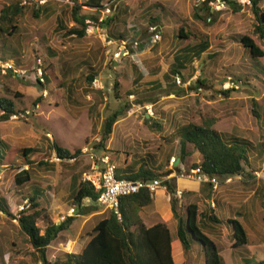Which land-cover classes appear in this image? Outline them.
<instances>
[{
    "label": "rangeland",
    "instance_id": "rangeland-1",
    "mask_svg": "<svg viewBox=\"0 0 264 264\" xmlns=\"http://www.w3.org/2000/svg\"><path fill=\"white\" fill-rule=\"evenodd\" d=\"M14 1L0 0V8ZM72 1L73 4L66 0L51 1L38 16L29 7L12 22L17 26L12 35L8 34L9 25L6 26L7 32H0V55L9 50V54H13L18 61L33 63L21 79H9L6 84L0 80V97L13 101L16 110L23 111V114L30 111L26 117L17 113V119L11 117L0 122V137L20 149L39 148L45 155H50L48 160L54 166L47 168L32 164L31 180L18 186L15 174L24 165L19 156L9 166L0 164V197L7 200L16 218L20 213L19 207L28 206V196L39 187L43 192L39 199L42 216L37 224L42 231L46 227V216L54 222L66 216H77L70 228L59 233L47 248L46 256L52 261L62 258L65 253L82 251L96 223L110 210L97 202L98 211L78 214L71 177L78 175L79 181H85V173L97 175L98 171L91 169V160L86 155L80 154L76 161L59 160L51 150L52 141H57L71 152L85 145L90 146L97 142V138L102 139L106 119L119 113L117 121H121L113 125L114 134L106 142L108 150L102 146L98 148L107 151L110 156L114 154L117 164L122 166L127 154L128 157L134 155L131 157L136 162L135 167L139 166L137 161L140 158L149 160L153 156L155 163L165 162L168 166L163 173L173 170L170 175L173 177L178 173L176 167H179L175 165L180 155L177 129L188 122L202 124L212 119L216 121L214 127L217 130L247 138L255 145L264 141V57L251 59L244 48L234 41L235 35L258 37L254 14L248 4L244 6L242 0H234L241 8H232L226 3L225 9L215 10L211 17L205 16V22L193 17L198 0H103L105 3L113 2V15L109 17L113 18V28L119 30L110 29L111 22L105 25L98 23L93 33L86 32V37L76 38L74 35L65 36V30L58 28L60 19L67 28L75 25L73 7L75 2L82 4L84 0ZM261 6L264 8V1ZM79 7L80 15L94 13L89 7ZM144 8H147V14L139 16ZM154 18L156 21L153 20V23L159 25L161 34L156 43L152 41L150 31ZM180 29L187 34V38L177 37ZM113 31L124 35L125 42L114 40ZM206 37L210 47L204 53H196L195 45ZM258 39L264 47V39ZM117 51L120 52L119 57L115 56ZM177 54L180 57L178 60L175 58ZM179 60H182L181 66L177 64ZM45 61L50 63L49 69L45 70L49 81L41 86L33 70L36 64V68L44 66ZM173 66H177L181 74L171 71ZM90 72L98 74L101 88L95 87L93 82L89 83L86 77ZM236 74L244 81L239 82L228 97L219 93L221 85H224L222 88L234 85L232 79ZM248 74L251 76L245 80ZM177 77H181L183 82L186 80L184 87L177 84ZM197 77L206 82L201 90L191 84ZM116 81L120 90L119 99L115 95ZM156 82L158 86H154ZM173 83L176 84L174 87ZM44 90H47V96H44ZM17 92L23 96L16 97ZM253 104L257 106L258 117L252 111ZM145 105L152 106L154 118H146ZM124 132L129 134L124 135ZM188 149L192 150V145ZM191 152L186 158V168L199 159L196 151ZM14 154H18L17 150ZM249 162L251 167L246 166L243 174L232 176L231 182L218 177L219 185L212 193L219 194V199L214 200L216 207L211 208L225 221L233 218V211H238L237 205H243L241 211H245L247 205L251 210L248 217L239 219L249 235V243L231 248L232 229L227 223L217 225L210 222L203 229L212 234L227 264H233L232 259L236 264L237 261L246 264L245 257L250 261L253 259L256 264H264V210L260 198L254 196L264 185V160L252 152ZM24 168L28 166L24 165ZM170 183L175 189L196 191L205 186L179 178L172 179ZM205 194L203 191L202 196ZM161 195L159 192L157 198ZM181 195L177 194L175 207L177 213L183 215L188 203ZM168 196L170 207L161 203L159 206L164 214L150 208L142 209L141 215L148 226L157 221L166 222L175 234L177 219L171 208L173 195L169 193ZM198 199L201 209L208 205L204 197ZM227 201H231L230 212L225 208L219 211L220 205H228ZM91 204L90 199L83 200L84 206ZM14 216L0 211V257H3V263L40 264L39 253L24 243ZM166 216L169 218L166 219ZM217 230L218 233H215ZM174 244L177 264H203L202 258L197 255V242L191 250L183 249L176 237Z\"/></svg>",
    "mask_w": 264,
    "mask_h": 264
},
{
    "label": "trees",
    "instance_id": "trees-1",
    "mask_svg": "<svg viewBox=\"0 0 264 264\" xmlns=\"http://www.w3.org/2000/svg\"><path fill=\"white\" fill-rule=\"evenodd\" d=\"M214 1L215 0H198L195 4L196 8L194 9L193 17L207 22L204 17L209 15L211 17L214 14L212 11V3ZM225 1L232 8H241L234 0ZM263 1L264 0H250V5H247L254 14L256 22L254 28L260 39H264V8L261 6ZM49 3L52 2L49 1L44 5L35 7L21 5L19 0H15L14 3H11L10 5H3L0 8V22L3 24H0V32H7L8 28L6 26L9 25L10 29L8 34L12 35L17 29V26L12 24V22L17 20L24 10L31 7L34 9V14L38 16L41 9ZM104 3L103 0H84L82 4L75 2L76 6L73 7L75 25L67 28L62 19H60L58 22V28L65 30V36L74 35L76 38L86 37V19L99 18L102 15L100 12H102ZM79 5L89 7L94 13H92V15H80L78 13L80 9ZM112 19V17H108L103 20L101 24H110ZM153 20L156 21L155 19H152L151 23H153ZM177 37L185 39L188 36L183 29H180V33ZM258 37L251 34L235 35L234 41L244 48L251 59L261 58L264 57V47L261 45ZM113 38L117 41L119 39H125V36L122 34H113ZM209 47L210 42L206 37L204 40H201L196 44L194 49L196 50V53L201 54L206 52ZM4 52H2L3 54L0 55V57L13 59L16 64L22 68L29 69L33 65L32 62L23 63V61H18L13 54H9V50L5 53ZM14 53L18 54L17 52ZM19 55L20 54L17 56ZM49 66L50 63L46 64V61L44 66H42L44 69L45 83L49 81V77L47 73H45V70L47 71ZM171 71L174 73L179 72L177 66H173ZM257 71L261 72L260 70ZM228 72L231 73V71ZM97 75L98 74L94 75L90 72L86 78L90 83ZM251 75H253V73ZM251 75H245V80ZM166 76L168 77L169 74ZM234 78L235 79H232L234 85L229 88H222L224 85H221L219 93L228 97L230 92L234 91V88L239 85V82L244 81L238 74L234 75ZM9 79L18 80L21 78H15L11 74L0 75L2 84H6V80ZM37 79L36 80L40 83L41 81L39 78ZM183 79L185 80L184 77ZM184 82H186V80ZM191 82V84L198 89L202 88V86H206L205 80L200 77H197L195 81ZM172 85L174 87L176 84L173 83ZM117 87L118 83L116 81L115 95L116 98L119 99L120 90ZM20 96L23 95H18L17 92L16 97ZM256 107L257 106H254L253 104L252 111L256 117H258L259 115L256 111ZM0 111H2V114H0V121H6L12 114L23 112L16 110L13 101L2 97H0ZM118 116L119 113H114L106 119L103 126L102 139L96 147L102 146L106 148V142L112 134L113 125L117 121ZM215 122L216 121L212 119L206 120L202 124L188 122L177 129V133L180 137L179 157L181 162H186V158L192 154L191 151H196L199 155V159L190 166L191 168L197 169L210 176H217L226 180L232 176L243 174L246 171V166L251 167L249 159L252 152H256L257 157L260 160H264V141L255 145L247 138L217 130L214 127ZM52 142L51 150L57 154L56 156L60 158V160L67 161L74 159L76 161L82 153V149H77L74 152H71L69 149L62 147L57 141ZM189 145H192V150L188 149ZM16 150L18 152L17 155L14 154V151ZM17 156L23 161L24 165L28 166V168H24L23 165V167L19 168V171L15 174V182L18 186L24 185L31 180L32 164L37 163V165L47 168L54 167L48 160L47 156L50 155H47V153L45 155L39 148L25 147L20 149L9 145L0 137V164L9 166L14 162L13 160ZM167 157L166 162L169 161V156ZM111 158L113 160V157ZM149 160L145 157L140 158L139 162L137 161L140 166L139 170L130 174L126 178L151 180L170 173L157 172L155 166L157 163H155L153 156ZM164 164L165 162L161 163L162 168L165 167L166 164ZM116 171L117 176L122 177L119 175L118 169H116ZM71 178L74 192V204L78 208V214L86 215L98 211L99 208L97 202L100 193L95 190L93 184L87 180L79 181L78 175L72 176ZM164 185L166 186L167 191L173 195L171 198L172 212L177 219L175 234L165 222L157 221L151 226H148L145 223V220L141 215V210L154 207V193L148 188H144L138 193L120 197L119 214L113 210H109L107 215L101 217L94 226L92 233L90 234L91 237L82 251L68 252L65 253L62 258L53 261L49 260L46 256L47 248L58 237L59 233L70 228L77 216H66L58 222H54L46 216V218L44 217L46 227L42 231L41 227L37 224V220L42 216L39 199L43 195V192L39 187H36L34 193L28 196L29 205H25L24 210L19 213L18 217V225L20 232L23 235L24 243L32 246L34 250L39 253L41 257L40 264H177L175 259L176 245L174 244V237L178 239L181 247L185 250H191L193 244L197 242V251L199 253H197V255L202 258L203 264H226L219 246L211 237L212 234L203 230L210 222L216 223L217 225L227 223L231 227L233 239L232 248L242 247L249 243V235L239 218H227L223 221V218L221 219L218 215L213 214L214 211L212 209H210L209 212L205 209L201 212L199 199L193 194L192 196L187 193L183 194L185 197L187 194L188 198L186 197V199L188 200V204L185 213L183 215L178 214L175 207L177 202V190L172 186L170 180L164 181ZM204 185V187L202 186V190L206 192V198H209L213 191V185ZM254 196L260 198L264 210V185H261L260 191H258L257 195L254 194ZM86 198L90 199L93 204L84 206L83 200ZM237 210L241 211L240 206L237 207ZM0 211L8 216H14L10 211V206L7 200L3 197H0ZM246 217L248 216L245 214L244 218ZM13 218H15V216ZM218 231L219 230L215 231V233H218ZM243 260L246 264H256L253 259L251 260L252 262L246 257L243 258ZM3 262V257H0V264H4ZM237 263L240 264V261H237ZM234 264L236 263L234 262Z\"/></svg>",
    "mask_w": 264,
    "mask_h": 264
},
{
    "label": "built area",
    "instance_id": "built-area-1",
    "mask_svg": "<svg viewBox=\"0 0 264 264\" xmlns=\"http://www.w3.org/2000/svg\"><path fill=\"white\" fill-rule=\"evenodd\" d=\"M21 5L25 6H35L39 7L41 5L46 4L49 1L55 0H19ZM68 3L73 4L72 0H66ZM113 1V0H112ZM112 1H107L103 4L102 7V15L95 21L94 18L86 19V29L85 31L88 33H93L96 24L101 23L103 20L107 19L109 16L113 15V7ZM204 1V0H202ZM243 4L249 3L250 0H242ZM225 0H215L212 3L213 10L220 11L225 9ZM150 31L152 33V41L154 43L158 42L161 39L160 31L156 25H150ZM119 51L115 53L116 57H119ZM39 64H41V60L39 59ZM37 65V64H36ZM33 72L37 73V78L41 81L40 83L44 84V71L40 66L36 68ZM28 69L22 68L16 64L13 59H6L0 57V75H8L11 74L13 77L22 78L28 73ZM38 80V79H37ZM178 84H182L180 77L176 79ZM93 85L97 88H101L99 84V79L95 78L93 81ZM185 85V83H184ZM224 88H228L225 86ZM201 90V88H200ZM46 91H44V95H46ZM134 95H131L133 97ZM145 109L147 110V114L150 117L155 116V111L153 110L151 105H145ZM30 114V111H26L23 117H26ZM21 115V114H20ZM19 115V116H20ZM12 118L17 119V114L11 115ZM100 139L97 138L96 143H92V145H87L82 149L81 155H86L90 160L94 171H98L97 175L85 174V180H90L95 187V190L99 192L98 203L110 210L115 211L119 214V205H120V197L127 196L130 194L138 193L141 189L148 188L151 191H154L156 188L163 186V181L167 178H153L151 180L144 179H129L126 177H118L116 171V165L113 163L111 156L105 152L99 153L95 148V144H98ZM60 160V158H58ZM174 159V158H173ZM172 159V160H173ZM102 164V165H101ZM180 177L182 178H194L201 183L212 184L214 188L218 186V180L215 176H210L206 173L200 172L197 169H191L190 173L186 171H182L180 173ZM24 205L19 207V211L24 210ZM18 211V212H19ZM19 213L16 215L18 220Z\"/></svg>",
    "mask_w": 264,
    "mask_h": 264
},
{
    "label": "crops",
    "instance_id": "crops-1",
    "mask_svg": "<svg viewBox=\"0 0 264 264\" xmlns=\"http://www.w3.org/2000/svg\"><path fill=\"white\" fill-rule=\"evenodd\" d=\"M149 8V7H148ZM146 10H147V8L145 9H142L141 11H143V13L141 14V15H139V16H145L147 13H146ZM125 11V10H124ZM156 18V17H155ZM154 18V19H155ZM119 20V18L117 19V21ZM157 22H159V19L157 20ZM153 24H155V25H158L156 22L155 23H153ZM159 26V25H158ZM112 28V30H119V29H117V28H113V26H112V22H111V25H110V29ZM160 28V27H159ZM111 32V33H115V32ZM120 31H122V30H120ZM116 34V33H115ZM117 34H121V33H117ZM136 34V33H135ZM124 36V35H123ZM126 39V38H125ZM120 42H125V40H121ZM127 42V41H126ZM179 43V42H178ZM127 48V47H126ZM126 51V49H124V51L123 52H125ZM177 60L180 58L179 57V55L177 54L176 55V57H175ZM181 63H182V60H179L178 62H177V64H178V66H181ZM155 84V85H154ZM152 83V85H154V86H158L159 85V83L158 82H156V83ZM0 114H2V111H0ZM146 116V118H148V115L146 114L145 115ZM9 120V119H8ZM7 121V120H6ZM121 120H118L117 121V123H119ZM0 122H3V121H0ZM155 124V123H154ZM125 131V130H124ZM114 134V131H112V135ZM127 134H129V132L128 133H125L124 132V135H127ZM123 135V136H124ZM108 146V145H107ZM107 148V147H106ZM108 148H109V146H108ZM107 148V149H108ZM110 150V149H109ZM120 151V150H119ZM168 155V154H167ZM132 157L134 156V155H131ZM128 157V154H127V156H126V159L124 160V166H122V165H120V163H118L117 164V160H116V157H115V155L113 154V155H111V157H113V161H114V163L115 164H117V169H118V173H119V175H121L122 177H127V176H129L130 174H133L134 172H136L137 170H139V168H140V166H138V167H135V164H136V162L135 161H133V158L132 157ZM116 161V162H115ZM186 162H187V159H186ZM175 165H177V166H181L180 168H182V169H187L184 165H185V162H181L180 161V157H178L177 158V161L175 162ZM156 168H157V170L156 171H158V172H160V173H162L168 166H166L165 165V167L164 168H162V165H161V163H157L156 165ZM191 166V165H190ZM172 175V174H171ZM171 177H173V176H171ZM184 180H186V181H193L194 182V180L193 179H186V178H184ZM232 181V178H230V181H228V182H231ZM195 182H197V181H195ZM227 182V183H228ZM198 183V182H197ZM200 184V183H199ZM164 187H162V188H158L157 190H155V192H154V209H152V211H154L155 210V208L157 209V210H159L160 212V214H164L161 210H160V203L161 204H163L164 206H167L168 208L170 207V204H169V201H168V199H169V196H168V191L164 188ZM177 190V194L180 196L181 194V197L183 196L185 199H186V197L188 198V196H187V194H190L191 196H192V194L196 197V198H199V197H204V202L206 203V204H208L207 202H210V201H212V202H214V200L216 199V198H218L219 199V194H211V196L209 197V198H206V195H203L202 196V193H203V190H202V187L201 188H199V191H196V190H193V189H191V190H187V188H177L176 189ZM201 191H202V193H201ZM159 192H161L162 193V197L161 198H157V194H158V196H159ZM213 192V191H212ZM184 193H187L186 194V197L183 195ZM167 196H166V195ZM168 198V199H167ZM187 200V199H186ZM160 201V202H159ZM187 203H188V200H187ZM230 203H231V201H227V204L228 205H225V204H222V205H220L219 206V211H223V208H225V209H227V210H229V212H230V207H231V205H230ZM237 206H240V208L243 206L242 204H239V205H237ZM215 207H216V204H215ZM246 207V210L245 211H236V210H234L233 212H234V214H233V218H240V217H242V216H244L245 214L246 215H248L249 214V210H248V208L249 207H247V205L245 206ZM171 208H172V206H171ZM144 209H150V208H144ZM206 210V211H210V209H211V207L209 206V205H205V207H203L202 209H201V207H200V211L202 212L203 210ZM151 210V209H150ZM162 212V213H161ZM173 213V212H172ZM239 213H241V214H239ZM213 214H217L218 216H219V218H221L222 219V217L215 211V212H213ZM174 215V214H173ZM166 219L167 218H169V216H166L165 217ZM240 220V219H239ZM156 223V222H155ZM155 223H153V224H155ZM166 223V222H165ZM152 224V225H153ZM167 224V223H166ZM149 226H151V225H149ZM232 248V247H231ZM232 250V249H231ZM231 254H232V256H233V250H232V252H231ZM224 258V257H223ZM225 260V259H224ZM233 260V264H234V259H232ZM225 263L227 264V262L225 261Z\"/></svg>",
    "mask_w": 264,
    "mask_h": 264
},
{
    "label": "clouds",
    "instance_id": "clouds-1",
    "mask_svg": "<svg viewBox=\"0 0 264 264\" xmlns=\"http://www.w3.org/2000/svg\"><path fill=\"white\" fill-rule=\"evenodd\" d=\"M226 2V1H225ZM241 2V1H240ZM227 3V2H226ZM246 4H248V5H250V2L249 3H245V4H243L244 6L246 5ZM212 11L214 12L215 10H213V7H212ZM152 25H154V24H152ZM157 26V25H156ZM158 27V26H157ZM159 30V29H158ZM86 32V31H85ZM96 78H98L99 79V77L98 76H96ZM95 79V78H94ZM93 79V80H94ZM177 79V78H176ZM180 79H181V81H182V78L180 77ZM177 82V81H176ZM39 83V82H38ZM184 83L186 84V82H183L182 81V84H178V85H180V86H182V87H184L183 85H184ZM41 86H43L44 84H42V83H39ZM190 84V83H189ZM44 91H46L47 92V90H44ZM48 93V92H47ZM47 93H46V95H44V96H47ZM147 114V113H146ZM13 115V114H12ZM148 115V114H147ZM155 116H153V117H150V116H148V118L147 119H151V118H154ZM10 118H11V116H10ZM9 118V119H10ZM101 141V140H100ZM94 144V143H93ZM99 144V143H98ZM91 145H92V143H91ZM96 145L97 144H95V148L98 150V152L99 153H102V152H105V153H107V151H102V149L100 150V148H98V147H96ZM85 146H87V145H85ZM84 147H82L81 149H83ZM174 158V157H173ZM112 159V158H111ZM174 160H175V158H174ZM113 161V160H112ZM114 163V162H113ZM115 164V163H114ZM116 165V164H115ZM117 168V167H116ZM177 168V171H178V173L177 174H174V177H171L170 175L172 174V171L173 170H171V171H168V172H170L168 175H164V176H159L160 178H167L166 180H170V181H172V179H174V178H179V179H184V178H182V177H180V173L184 170V171H186V172H188V173H190V170L191 169H194V168H191V167H189V168H187V169H182V168H180V167H176ZM158 172V171H157ZM163 173V172H162ZM204 173V172H203ZM85 174H87V173H85ZM91 175H93V174H91ZM216 178H217V180H218V177L217 176H215ZM157 178V177H156ZM232 178V177H231ZM186 179H193L194 181H197L196 179H194V178H191V177H189V178H186ZM166 180H164V181H166ZM87 181H90V180H87ZM164 181H163V186H161V187H164L166 190H167V188H166V186L164 185ZM228 181H230V178H228V179H226V182H228ZM91 182V181H90ZM198 183H200V184H202V185H204V184H208V183H201V182H199V181H197ZM92 183V182H91ZM218 185H219V182H218ZM94 186V185H93ZM161 187H158V188H161ZM218 187V186H217ZM158 188H156V189H158ZM155 189V190H156ZM216 188H214L213 187V190H215ZM155 190L154 191H152L153 193L155 192ZM169 193V192H168ZM155 195V194H154ZM176 196H177V193H176ZM208 205L211 207V208H215V202H212V201H210V202H208ZM214 211V210H213ZM215 212V211H214ZM217 215V214H216Z\"/></svg>",
    "mask_w": 264,
    "mask_h": 264
}]
</instances>
